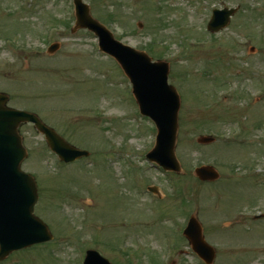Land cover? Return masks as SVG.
I'll return each mask as SVG.
<instances>
[{
  "label": "rangeland",
  "instance_id": "1",
  "mask_svg": "<svg viewBox=\"0 0 264 264\" xmlns=\"http://www.w3.org/2000/svg\"><path fill=\"white\" fill-rule=\"evenodd\" d=\"M83 1L117 41L168 64L167 82L180 98V174L164 177L144 161L154 127L96 38L71 33L72 0H0L7 107L37 115L89 153L60 166L43 137L20 126L28 154L21 169L37 186L34 215L53 239L0 264H82L86 250L111 264H201L181 238L193 214L215 250L212 264H264V218L253 220L264 217V0ZM222 7L238 10L211 34V11ZM51 44L58 48L47 53ZM202 165L219 179L197 180ZM142 186H156L160 198Z\"/></svg>",
  "mask_w": 264,
  "mask_h": 264
},
{
  "label": "water",
  "instance_id": "2",
  "mask_svg": "<svg viewBox=\"0 0 264 264\" xmlns=\"http://www.w3.org/2000/svg\"><path fill=\"white\" fill-rule=\"evenodd\" d=\"M74 4L76 22L72 31L86 28L98 36L101 48L115 58L130 79L141 114L149 116L157 126L156 144L148 158L166 170L180 172L174 154L179 98L174 88L166 83L168 65L163 62L152 63L146 54L115 41L112 34L90 16L87 5L81 0H74ZM233 13L234 10L215 11L208 29L216 32L225 27ZM56 49L57 46L54 45L50 51ZM7 100L6 95L0 94V260L15 250L52 238L45 224L33 215L38 200L36 184L30 175L20 169L26 151L22 147L17 127L21 123H32L44 135L49 148L65 162L87 155L86 152L78 151L65 143L36 115L7 108ZM212 141V138L197 140L200 144ZM194 174L201 181L212 182L218 179V174L209 166L195 169ZM183 234L192 250L210 264L214 258V250L205 243L196 219L189 221ZM84 264L110 263L96 251L89 250L86 252Z\"/></svg>",
  "mask_w": 264,
  "mask_h": 264
}]
</instances>
